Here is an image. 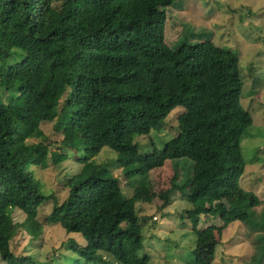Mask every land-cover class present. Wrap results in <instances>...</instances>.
<instances>
[{"label":"trees","instance_id":"obj_1","mask_svg":"<svg viewBox=\"0 0 264 264\" xmlns=\"http://www.w3.org/2000/svg\"><path fill=\"white\" fill-rule=\"evenodd\" d=\"M179 1L0 0V257L6 264H35L13 245L22 233L29 242L43 235L38 214L48 200L54 207L46 223L86 243L69 241L77 262L152 264L135 200L97 162L103 150L117 156L128 180L147 182L167 161L178 167L186 161L184 183L175 176L161 198L169 205L180 192L191 204L186 215L198 239L202 215L225 220L236 213L241 201L227 200L246 171L242 139L254 125L241 103L239 55L212 42L168 46V11ZM176 110L175 135L158 150L152 134H162ZM53 122L59 148L85 155L62 204L34 183L35 172L50 162L58 167L69 160L50 149L42 126ZM17 213L23 223L15 222ZM258 258L250 264H262Z\"/></svg>","mask_w":264,"mask_h":264},{"label":"rangeland","instance_id":"obj_2","mask_svg":"<svg viewBox=\"0 0 264 264\" xmlns=\"http://www.w3.org/2000/svg\"><path fill=\"white\" fill-rule=\"evenodd\" d=\"M168 18V46L178 49L186 41L212 42L239 55L244 84L241 103L252 115L254 125L242 139L246 171L239 189L227 200L230 204L241 201L235 205L236 213H226L225 220L202 215L196 230L200 233L198 239L186 215L191 204L180 192L171 196L169 205L161 198L172 187L175 176L176 184L184 183L190 170L186 161L180 162L179 167L167 161L150 173L147 182L141 177L126 179L117 156L109 150H103L97 162L114 173L125 196L135 200L152 264H194L195 260L207 264H250L257 256L263 258L264 264V0H180L169 9ZM180 114L179 110L172 114L162 134H152L158 150H163L174 137V122ZM42 129L50 149L66 154L69 160L58 167L50 162L46 171L35 172L34 183L44 195L54 194L62 204L68 197L65 185L80 172L79 160L85 155L59 148L56 122L44 124ZM146 150L150 148L142 149ZM31 172L34 173L33 168ZM53 207V200H48L39 211L43 235L29 242V236L22 233L23 238L13 245L14 252L30 256L35 264H86L82 259L77 262L79 257L69 244L74 240L85 245L80 235H68L61 226L46 223ZM25 218L20 213L14 215L16 223H23ZM0 264H6L1 257Z\"/></svg>","mask_w":264,"mask_h":264}]
</instances>
